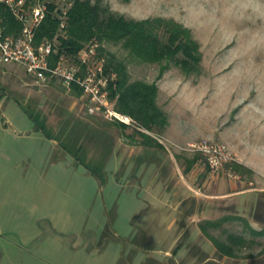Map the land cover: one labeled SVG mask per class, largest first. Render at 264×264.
<instances>
[{"label":"rangeland","instance_id":"rangeland-1","mask_svg":"<svg viewBox=\"0 0 264 264\" xmlns=\"http://www.w3.org/2000/svg\"><path fill=\"white\" fill-rule=\"evenodd\" d=\"M102 1L126 18L182 23L199 44L200 71L185 74L172 62H143L118 43H100L126 63L131 80L158 86L168 125L162 133L144 129L160 145L146 147L132 146L133 126L88 113L81 96L58 81L37 84L21 67L0 63V188L14 202L16 221H67L68 264H198L205 255L209 264H248V258L223 261L198 223L234 213L255 230L264 227V0ZM42 122L71 148L81 143L89 164L110 151L97 165L99 176L57 150L54 138L35 129ZM204 139L227 145L237 178L211 174L190 150ZM193 158L201 170L189 180L185 169ZM241 187L257 192L256 199L251 192L219 195ZM161 194L169 204L182 201L177 221H161ZM153 221H161L159 238ZM105 225L112 239H102ZM223 228L212 232L240 233L243 224ZM254 239L241 255L255 257L264 248V237ZM178 242L190 252L200 249L194 262L180 261L181 249L166 255Z\"/></svg>","mask_w":264,"mask_h":264},{"label":"trees","instance_id":"trees-1","mask_svg":"<svg viewBox=\"0 0 264 264\" xmlns=\"http://www.w3.org/2000/svg\"><path fill=\"white\" fill-rule=\"evenodd\" d=\"M53 5L36 30L34 42L39 43L44 39L57 38L55 46L56 54L66 53L74 55L84 43L96 39L101 42H114L122 46L129 55L143 62H172L185 74L198 73L200 71L201 52L198 42L193 38L189 28L182 23L162 16L147 17L144 19L126 18L125 16L110 9L109 5L102 0H74L67 11L65 24V36H58L59 17L53 13ZM0 22L3 26L4 35L16 36L21 30V24L12 15L10 10L0 4ZM104 52V48H100ZM107 56L106 69L116 73V78L109 83L111 97H116V108L122 113L131 116L138 125L148 132H163L168 125L166 113L157 104L158 86L155 82L143 80H131L126 63L118 59L114 53L104 52ZM80 96L81 90L73 87L70 92ZM122 128L126 124L115 121ZM36 130H41L49 138L59 141L63 149L72 154L80 164L84 165L92 173L99 176L97 168L101 166L110 151H106L101 163H87L83 152V145L78 140L73 148L71 143L64 138L54 135L46 122L36 123ZM137 137L132 135V142L144 146H160L159 143L148 133L134 128ZM74 144V143H73ZM195 159H191V164ZM190 164V165H191ZM98 165V166H97ZM236 163H233V169ZM187 167L186 170H188ZM259 212H257L258 214ZM241 221L243 230L240 233H227L220 237L212 230L224 229L223 226L231 221ZM201 234L209 239L215 250L221 255L232 259H249L248 264H264V248L258 255H241L243 248H251L256 237H264V227L255 230L249 221L239 214H223L215 219H203L198 223ZM110 231L104 233L107 239ZM195 248L196 246H192ZM198 252H201L197 248ZM195 252L197 257L199 254ZM202 254H204L202 252ZM210 259L204 256L198 264H209Z\"/></svg>","mask_w":264,"mask_h":264},{"label":"built area","instance_id":"built-area-1","mask_svg":"<svg viewBox=\"0 0 264 264\" xmlns=\"http://www.w3.org/2000/svg\"><path fill=\"white\" fill-rule=\"evenodd\" d=\"M74 0H0L21 24L18 35H4L0 22V63L21 67L37 84L58 81L71 92L73 87L81 90L85 109L92 115L117 121L144 131L129 115L116 108V97L109 93V83L116 73L106 69L107 56L98 40L84 43L74 54H56L58 39H44L34 42L37 28L45 18L49 6L59 17L58 36H65L67 11ZM190 150L198 152L204 159L211 174H223L237 178L231 167L235 158L224 143L201 140L190 144Z\"/></svg>","mask_w":264,"mask_h":264},{"label":"crops","instance_id":"crops-1","mask_svg":"<svg viewBox=\"0 0 264 264\" xmlns=\"http://www.w3.org/2000/svg\"><path fill=\"white\" fill-rule=\"evenodd\" d=\"M54 140L56 141H54L55 146L59 150L61 145L57 139ZM132 144V146H144L135 142H132ZM139 161L143 162V160ZM200 170L201 168H198V162L195 160L188 170L185 169L186 177L189 180L195 179ZM248 192L253 193V197L256 199L257 192L242 187L234 191L222 192L219 195L223 196L222 198L232 197L233 199V196ZM6 193L8 192L4 188H0V264H68L65 261V255L71 248L70 239L66 234L68 230L67 221H16L17 211L10 208V206H14V202L9 198L7 199ZM206 194L211 195L208 192ZM168 200L164 199L161 194V221H171L173 223L182 215V201L177 200L169 204ZM161 221H153L155 228H157L155 234L157 238L161 237ZM181 228H177L175 243L181 237ZM107 230L110 231L107 240L112 239L113 233L106 225L102 232V239ZM180 245L178 242L172 252L166 250V255L175 257L178 250L181 249L178 259L188 263L194 262L197 259L194 252H190L187 247ZM225 258L226 256H223L221 259L224 261Z\"/></svg>","mask_w":264,"mask_h":264}]
</instances>
